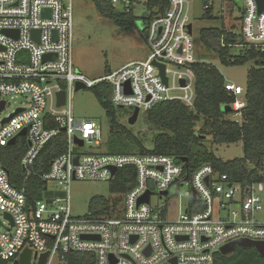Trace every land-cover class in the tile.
<instances>
[{
    "label": "built area",
    "instance_id": "2783aa9c",
    "mask_svg": "<svg viewBox=\"0 0 264 264\" xmlns=\"http://www.w3.org/2000/svg\"><path fill=\"white\" fill-rule=\"evenodd\" d=\"M108 1L126 15L135 10V0ZM158 1L156 8H147L149 16L143 20L151 49L148 58L91 81L77 71L73 60L74 0H0V106L5 104L0 116L9 99L22 98L24 103L0 122V213L4 215L0 262L14 264L30 250L32 264L44 254H48L46 264H63L69 253L93 254L96 264H215L222 249L233 242H264V223L252 219L263 210L259 192L264 183L232 182L210 165H202L189 177L184 163L166 155L78 152L103 141L95 121L73 115L71 97L78 83L85 89L109 84L111 102L118 108L148 112L160 103L181 101L194 109L195 77L188 69L196 63L191 0ZM221 1L235 10L236 0ZM244 1L237 20L239 32L226 30L239 33L246 44L264 53V11L259 14L257 0ZM202 2L204 14L214 12L215 0ZM156 64L165 66L168 84ZM225 89L236 99L231 119L241 123L244 88L229 82ZM60 93L66 95L61 106ZM60 134L66 135V152L51 162L49 172L35 173L41 152ZM23 137L28 148L20 162L25 181L19 188L11 182L2 155L11 141L16 144ZM127 167L135 169L136 184L121 195L119 212L111 206L105 215L72 216L73 182L112 183ZM29 178L46 183V192L55 182L68 197L30 202ZM193 193L199 195L198 201H193ZM147 194L149 203H140ZM154 196L162 203L153 205ZM182 199L188 200L183 210ZM226 211L228 218L223 220L220 215Z\"/></svg>",
    "mask_w": 264,
    "mask_h": 264
},
{
    "label": "trees",
    "instance_id": "16d2710c",
    "mask_svg": "<svg viewBox=\"0 0 264 264\" xmlns=\"http://www.w3.org/2000/svg\"><path fill=\"white\" fill-rule=\"evenodd\" d=\"M91 1L95 3L101 16L112 20L126 31L134 30L136 19L132 17L133 13L124 14L108 0ZM160 4L158 0H149L145 7L156 8ZM204 18L214 20L213 9L207 11ZM200 41L203 47L217 54L218 60L225 67H242L254 63L244 88L246 106L241 112L242 122L236 123L231 119L233 110L226 112L223 109L226 106L232 107L236 100L226 91L227 81L224 76L212 64L197 62L188 68L195 77L194 109L181 101L156 105L147 112L148 122L159 132L153 140V149L148 150L140 141L135 140L137 151H132L124 140L117 141L116 133L119 131L111 112V86L104 83L92 89L112 123L107 154L166 155L174 157L179 164L182 159L187 158L184 168L189 177L202 165H210L218 173L228 175L232 182L264 183V53L246 44L239 33L228 32L224 26L202 30ZM209 136H212L213 143L219 145L242 143L244 157L229 162L222 161L204 145L205 138ZM66 146L65 134L55 137L35 162L34 172H49L51 162L66 152ZM27 148L26 138L23 137L14 146L3 150V165L10 174L11 182L19 188L25 181L20 162ZM250 166L253 168H249ZM135 184V169L127 167L119 171L111 183L110 191L112 194L123 195ZM46 186L38 178H29L26 182L29 201L42 200ZM118 203L119 200L112 203L103 197H95L89 211L91 215H105L111 206L114 208ZM63 264L96 263L93 254L69 253Z\"/></svg>",
    "mask_w": 264,
    "mask_h": 264
},
{
    "label": "rangeland",
    "instance_id": "374dc122",
    "mask_svg": "<svg viewBox=\"0 0 264 264\" xmlns=\"http://www.w3.org/2000/svg\"><path fill=\"white\" fill-rule=\"evenodd\" d=\"M135 1L136 5L132 17L136 19V23L134 30L129 32L116 25L112 20L101 16L93 1L74 0L73 60L77 71L89 80L93 81L104 78L126 65L145 61L148 58L151 49L143 33V20L149 16V11L145 7L149 0ZM223 5L221 0H215L213 12L215 19L210 21L204 18L202 0H191V21L196 47L195 62L212 64L224 76L226 81L245 88L249 71L254 68V63H248L242 67H225L218 60L217 54L203 47L200 41V33L204 29L221 28L224 26L228 31L233 28L239 32L240 25H238L237 20H240L242 17L245 1L236 0L235 10L233 11H231L232 6ZM222 8H225V12L223 13H221ZM222 15H225V17ZM229 18L232 21L228 20ZM187 80L190 83V79ZM240 99H244V96L242 95ZM21 104H24L22 98L9 99V106L1 114L0 122L2 119L11 115ZM111 105V112L114 115L115 123L118 127L117 131H119V133L116 131L118 135L117 141L122 142L124 140L131 147L132 151H137L135 140H138L146 149L152 150L154 147L153 140L159 132L148 122L147 112L143 110L139 111L138 118L133 124L131 123V119L135 111L129 108L115 107L112 102ZM71 107L74 117L87 118L95 121L103 132V141L100 146L86 145V147L81 148L78 152L95 154L108 153V141L111 136L112 123L107 116V111L100 105L93 89L75 91L71 97ZM227 108L229 107L226 106L223 109L226 110ZM204 145L217 158L224 162L242 159L244 157L242 143L219 145L213 143L212 136H209L205 138ZM249 168H253V166ZM262 168L264 171V164ZM110 186V182H73L69 194L72 216L75 218L89 216L91 201L95 197H103L112 203H116L119 200L118 205L114 207L116 212H119L123 208V198L121 195L112 194ZM259 195L262 198L263 210L254 213L252 219L256 222L264 223V190L259 192ZM67 197L68 194L55 182L49 183L48 191H45L43 194L44 201L55 198L64 199ZM152 203L153 205H157L162 202L157 196H154ZM187 203L188 200L182 199V210ZM215 207H218L217 204ZM227 211L222 212L220 218L227 220ZM216 216L218 217V215ZM172 217L174 218V216ZM0 218H4L2 213H0ZM2 231L0 227V232ZM221 256L223 254L218 258Z\"/></svg>",
    "mask_w": 264,
    "mask_h": 264
},
{
    "label": "water",
    "instance_id": "95a60500",
    "mask_svg": "<svg viewBox=\"0 0 264 264\" xmlns=\"http://www.w3.org/2000/svg\"><path fill=\"white\" fill-rule=\"evenodd\" d=\"M258 4H259V14H261L263 11H264V0H257ZM49 12V11H47ZM10 34V33H9ZM57 36V33H55V37ZM48 58V57H47ZM157 67L160 69V72H161V76L164 80V82L166 84H168V78L166 77L165 75V66L163 65H159V64H156ZM181 84L183 86H185V82L182 81ZM85 89V86L81 83H78L76 85V90L79 91V90H83ZM65 98H66V95L65 93H60L58 94V100H59V105H64L65 103ZM4 106L5 104L3 103L1 106H0V112L3 111L4 109ZM231 111L230 108H227L226 109V112H229ZM21 112V111H20ZM138 114H139V110H135L134 112V116L133 118L131 119V123H135L137 118H138ZM9 120H6L4 123H7ZM21 135H26V131H23L21 133ZM15 140L11 141L10 142V145L13 146L15 144ZM77 144H79L80 147H83V142L81 141H76ZM182 163H187L188 162V159L187 158H184L181 160ZM116 169H113L112 170V174L115 175L116 174ZM166 195V193L164 194ZM149 194H147L141 201L140 203H146L148 204L149 203ZM200 199L199 195L197 193H193V201H198ZM5 218L8 219L11 224L13 225V221H12V218L9 216V215H5ZM0 226H2V222L0 221ZM239 246V247H242V248H255L258 252H260L261 255L264 256V242H253V241H247V240H239V241H236V242H233L229 245H227L226 247H224L222 249V254L223 255H228L230 253H232L234 251V249ZM47 258H48V254H44L40 257L39 259V262L38 264H46V261H47ZM14 264H32V253L30 250H25L23 252V254L21 255L20 257V260ZM112 264H115L114 262Z\"/></svg>",
    "mask_w": 264,
    "mask_h": 264
},
{
    "label": "flooded vegetation",
    "instance_id": "af4514ba",
    "mask_svg": "<svg viewBox=\"0 0 264 264\" xmlns=\"http://www.w3.org/2000/svg\"><path fill=\"white\" fill-rule=\"evenodd\" d=\"M215 264H264V256L255 248L237 246L232 253L223 255Z\"/></svg>",
    "mask_w": 264,
    "mask_h": 264
},
{
    "label": "crops",
    "instance_id": "0c3cea01",
    "mask_svg": "<svg viewBox=\"0 0 264 264\" xmlns=\"http://www.w3.org/2000/svg\"><path fill=\"white\" fill-rule=\"evenodd\" d=\"M227 83H229V81H227Z\"/></svg>",
    "mask_w": 264,
    "mask_h": 264
}]
</instances>
